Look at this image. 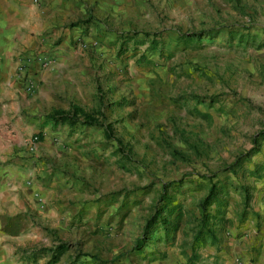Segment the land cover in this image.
Returning a JSON list of instances; mask_svg holds the SVG:
<instances>
[{
	"label": "rangeland",
	"instance_id": "rangeland-1",
	"mask_svg": "<svg viewBox=\"0 0 264 264\" xmlns=\"http://www.w3.org/2000/svg\"><path fill=\"white\" fill-rule=\"evenodd\" d=\"M128 23L107 22L114 37L79 52L87 62L73 73L77 95L96 125L42 126L44 116L35 129L41 140L33 131L23 137L47 191L37 201L43 217L25 218L26 248L62 244L55 264H149L166 252L184 264H218L200 250L226 253L242 239L241 258L262 264L264 134L256 135L264 133V0H149ZM201 31L208 38L197 43L177 37ZM144 33L155 51L127 41ZM212 174L223 193L202 210V176ZM185 175L184 186L166 187L160 201L164 184ZM157 212L168 233L160 229L135 251ZM204 214L216 242L197 244L188 260ZM16 259L6 264H21ZM46 260L42 253L29 264Z\"/></svg>",
	"mask_w": 264,
	"mask_h": 264
},
{
	"label": "crops",
	"instance_id": "crops-1",
	"mask_svg": "<svg viewBox=\"0 0 264 264\" xmlns=\"http://www.w3.org/2000/svg\"><path fill=\"white\" fill-rule=\"evenodd\" d=\"M148 2L0 0V264H6L13 256L18 263L29 264L25 260L28 252H22L27 249L28 241L27 236L22 235L25 218L32 213L43 217L37 201L42 202L46 196V180H41L36 171L40 165L34 167L25 158L30 142L23 137L32 131L33 135L37 134V121L54 110L66 111L70 105L84 110L73 77V73L81 71L87 62L86 53L79 52L91 50V45L96 48L93 39L114 37L106 28L107 22L129 24L132 17L137 18L144 12ZM177 37L184 43H197L198 39L208 38V32L178 33ZM38 47L50 52L55 59L54 67L40 71L33 64L19 73V55L31 54ZM24 75L35 82L32 94L22 89ZM232 242L226 253L205 246L199 254L209 262L247 264L243 260L246 242L242 239ZM262 246L264 248V241ZM262 255L259 262L264 264V249ZM177 258L172 252H166L164 259L149 264H184Z\"/></svg>",
	"mask_w": 264,
	"mask_h": 264
},
{
	"label": "trees",
	"instance_id": "trees-1",
	"mask_svg": "<svg viewBox=\"0 0 264 264\" xmlns=\"http://www.w3.org/2000/svg\"><path fill=\"white\" fill-rule=\"evenodd\" d=\"M150 37L153 36L151 34L144 33L143 39L141 41L135 40V36H130L127 41H135L138 45H143L147 43V48H149L151 51H155L157 47V42L153 39L149 40ZM124 45H126V42H124ZM76 123H81V126H91L96 125V120L83 109L75 105H70L66 111L54 110L44 117V125L60 126L66 124L71 130H74L75 127H77ZM263 134V132H259L256 136L261 137ZM36 140L40 141L41 136L38 135L36 137ZM252 141L254 143L256 141V137H254ZM216 175L217 174H212L211 176H209V178L202 176V179L208 181L206 194L199 205L202 210L214 203L218 194L223 193L224 184L219 181ZM187 177L188 176L185 175L175 182H169L167 184H164L162 188L163 191L159 197V200L165 201L166 196H164V190L166 189V187H183L184 180ZM213 178H217L215 182L212 181ZM208 218H210V216L204 214L200 220V223L192 238L191 255L188 260H192L195 258L194 249L197 247V244L199 245L203 243V241H205L206 239L209 240L211 243L216 242V235L213 228V224L208 221ZM168 225L169 224L167 220L161 218L158 212L155 213L150 219L145 222V225L141 231L140 238L135 243V251H139L141 249V245L144 246L143 243L147 242V240L150 239L151 235L159 231L160 229L163 230L166 235V233H168ZM65 250L66 248L62 244H58L51 249L32 250L27 248L22 252H28L25 260L29 263L34 262L36 258L43 253L45 256H47L45 264H55L58 262L60 256L64 253ZM164 257L165 255L161 254L158 259L162 260L164 259Z\"/></svg>",
	"mask_w": 264,
	"mask_h": 264
},
{
	"label": "built area",
	"instance_id": "built-area-1",
	"mask_svg": "<svg viewBox=\"0 0 264 264\" xmlns=\"http://www.w3.org/2000/svg\"><path fill=\"white\" fill-rule=\"evenodd\" d=\"M35 2L36 0H32ZM83 47V45H80ZM19 58L21 60V64L18 67V72L22 73L27 66H32L35 64L36 69L40 71H48L51 70L55 65V59L50 54V52H47L41 47L36 48L31 54L19 55ZM23 82V91L26 94H32L35 91V82L31 79V77H22ZM36 139V138H34Z\"/></svg>",
	"mask_w": 264,
	"mask_h": 264
}]
</instances>
